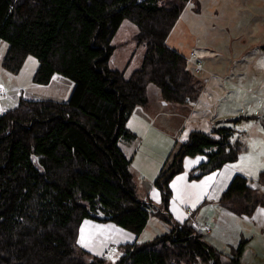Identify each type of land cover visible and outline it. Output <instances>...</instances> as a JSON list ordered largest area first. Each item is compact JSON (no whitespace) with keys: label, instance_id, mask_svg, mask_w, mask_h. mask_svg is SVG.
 Listing matches in <instances>:
<instances>
[{"label":"trees","instance_id":"1","mask_svg":"<svg viewBox=\"0 0 264 264\" xmlns=\"http://www.w3.org/2000/svg\"><path fill=\"white\" fill-rule=\"evenodd\" d=\"M138 1L0 0L3 68L17 73L33 56L34 83L47 85L55 74L74 83L65 102L21 98L0 115V264H241L245 240L224 256L169 212V183L185 157L206 156L191 179L238 160L244 145L232 140L231 128L189 134L153 182L158 203L135 194L131 159L118 142L132 139L127 122L145 105L148 86L164 103L179 104L195 103L203 88L185 57L167 45L190 0ZM125 20L143 47L140 66L128 76L109 65L111 38ZM255 181L252 188L236 175L218 206L239 217L264 209V168ZM151 211L170 230L122 245L115 263L77 243L85 219L114 222L138 238Z\"/></svg>","mask_w":264,"mask_h":264},{"label":"rangeland","instance_id":"2","mask_svg":"<svg viewBox=\"0 0 264 264\" xmlns=\"http://www.w3.org/2000/svg\"><path fill=\"white\" fill-rule=\"evenodd\" d=\"M258 8L255 0H191L167 38V45L185 58L190 52L198 54L207 73L195 77L205 85L211 80L208 87H211L212 99L216 102L215 110L223 114L219 116L221 125L234 130L232 139L243 142L242 154L245 153L246 158L255 157L248 162L255 171L264 162V156L259 155L264 146V63L257 60L261 54L258 51L264 46V28ZM250 31L253 32L252 38L249 37ZM136 33V26L125 20L111 38L115 51L109 65L126 76L137 69L142 60L143 47L137 43ZM6 49V43L0 39V86L5 90L4 96H0V115L14 109L20 97L67 101L74 87L70 79L55 74L47 85L34 83L32 78L38 61L33 56L26 58L19 72H10L1 65ZM189 65L192 67L191 63ZM210 73L216 77L208 78ZM222 87L230 93L221 90ZM204 115L194 104L164 103L159 89L152 84L148 86L145 105L137 107L127 122L132 139L120 138L118 142L125 156L131 159L130 170L138 199L148 196L147 190L154 182L155 172L167 167L170 155L187 141V132L196 127L197 117L201 116L198 120L203 122ZM244 115L248 119L234 121ZM227 119H234V122ZM198 129L205 128L199 126ZM156 190L151 189L150 196H156ZM88 220L92 227L86 229L87 232L101 236V240L95 241L98 243L96 255L115 263L123 254L122 245L135 235L111 221ZM99 223L116 226L126 235L108 232V227L105 229ZM169 230L170 224L162 214L151 211L145 231L138 240L149 241ZM253 232L254 240L261 238L264 241L257 230L253 229ZM254 257L249 255L248 259L253 261Z\"/></svg>","mask_w":264,"mask_h":264},{"label":"crops","instance_id":"3","mask_svg":"<svg viewBox=\"0 0 264 264\" xmlns=\"http://www.w3.org/2000/svg\"><path fill=\"white\" fill-rule=\"evenodd\" d=\"M255 1L257 7H259L258 13H259V17L261 18L260 22H263L262 25L264 28V0H255ZM262 32L264 33V29H262ZM249 33H251L249 37L252 38L253 32L250 31ZM243 46H245V44H243ZM262 48L263 50L260 49L258 51V53L261 54H258L257 60H262L264 63V46H262ZM197 57L198 59H200L198 54ZM214 77H216V75ZM210 81L211 80H209V83L206 85L205 83L203 84V88L198 100L195 103H193L196 106V108L200 110V114L205 113V115L203 116L204 121L202 122L198 120L201 116L197 117V122L195 125L196 127L187 132L186 140L188 139V136L192 131H201L204 133L211 134L215 128L223 126L221 125L222 119H220L219 117V116H223V114L220 111L215 110L216 102H214L212 99L211 87L210 86L208 87V85L211 84ZM238 81H241V79H238ZM241 82H245V81L243 80ZM220 89L230 93V90H227L224 87ZM210 110H215V111L212 112L211 114H208L207 112H209ZM186 118L188 119L189 115H187ZM239 119L245 120L248 118H246V116L244 115L243 117L235 120L234 119H227V120L231 122L234 121L236 122L239 121ZM199 126H203V128L205 129H198ZM236 141H240V140L236 139ZM205 161H206V156L201 154L193 157H189V156L185 157L183 159V168H184L183 171L175 175L171 179L169 183V187L172 192V197L169 203V212L172 215V218L180 224L184 222H189L198 232H200L203 235L204 240L208 244L213 246L217 251L224 254V256L229 253L230 248L236 247L238 244L241 243L242 240L249 238L251 241L246 240L247 243L245 245V248L243 250L240 259L241 263L264 264V241H261L260 240L261 238L256 240L253 239V234H254L253 229L257 230L260 233V237H264V211H262L264 209L262 207H258L256 208L252 216L239 217L229 211L220 208L217 204L222 193L228 188L232 179L236 175H241L249 179L250 186L252 188H255L257 186L255 179L258 172L262 169V167H258L257 171H255L253 168L250 167V164L248 163L249 161L245 157V153H243L241 156H239L236 162L227 163L224 166H222L220 169L211 172L209 174H206L200 179H191L189 177L190 171ZM251 166L254 167L255 165H251ZM214 173L215 175H213ZM158 174H159V170L155 172L153 180L156 179ZM181 176L183 177V179L178 181L177 177H181ZM206 177H212V179L207 181L203 187H199L201 185V182L205 181ZM174 182H175V187L173 186ZM193 184L197 185L198 187L193 188L192 187ZM151 189L156 190L157 188L154 186V184L151 183L150 187L147 190V193L149 192L148 196H146L143 200L147 198L154 203H158L160 201V193L157 189L156 190L157 195L152 197L150 196ZM84 221H89V220L85 219ZM84 221L81 223L80 228L82 225H84ZM99 225H104L105 229L106 227H108L107 230L108 232L126 235L124 232H121L123 230H118L117 228H115L116 226L110 227L109 226L110 224H102V223H99ZM85 227L87 230H90L92 227V222L89 225H86ZM245 228H247L248 231H246ZM144 231L142 233H144ZM89 234L91 235L89 247L85 248L82 245L80 246L86 251L90 253H94L96 255L97 254L96 252L98 251H95V249L98 248V243H95V241L101 240V236L94 235L91 233ZM79 237H80V229H79L78 239ZM125 238L129 239L128 236H125ZM138 238L132 236V238L129 239L128 243L140 241L138 240ZM249 255L255 256L253 261L248 259Z\"/></svg>","mask_w":264,"mask_h":264},{"label":"snow or ice","instance_id":"4","mask_svg":"<svg viewBox=\"0 0 264 264\" xmlns=\"http://www.w3.org/2000/svg\"><path fill=\"white\" fill-rule=\"evenodd\" d=\"M29 59L31 60L32 58L29 57ZM0 111H2V109H0ZM259 155L260 156H264V146L261 147ZM247 159H248L249 162H251L252 160L255 159V157L250 155L249 157H247ZM232 167H235V166H232ZM260 167L264 168V164H261ZM213 175H215V173ZM182 179H183L182 176L181 177H177L178 181L182 180ZM211 179H212V177H206L205 181H202L201 185L199 187H203L206 184V182L211 180ZM173 186L175 187V182H174ZM192 187L196 188L198 186L193 184ZM262 211H264V210H262ZM90 223H91L90 221H84V225H82L81 228H80V237L77 240V243L82 245L85 248L89 247V242H90V239H91V235L87 232L85 226L89 225Z\"/></svg>","mask_w":264,"mask_h":264},{"label":"built area","instance_id":"5","mask_svg":"<svg viewBox=\"0 0 264 264\" xmlns=\"http://www.w3.org/2000/svg\"><path fill=\"white\" fill-rule=\"evenodd\" d=\"M187 62L192 64L193 71L195 75H205L207 72L203 68L202 61L198 59L197 54L195 52H190L189 55L185 58ZM214 77L213 74H209L208 78ZM5 94V90L0 86V96L3 97Z\"/></svg>","mask_w":264,"mask_h":264},{"label":"water","instance_id":"6","mask_svg":"<svg viewBox=\"0 0 264 264\" xmlns=\"http://www.w3.org/2000/svg\"><path fill=\"white\" fill-rule=\"evenodd\" d=\"M143 1H145V0H140V1H138V3H141ZM211 263H213V260L212 259H211Z\"/></svg>","mask_w":264,"mask_h":264}]
</instances>
